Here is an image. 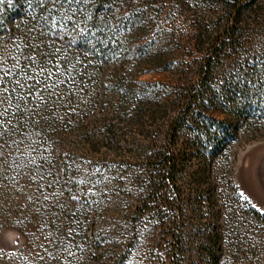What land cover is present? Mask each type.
<instances>
[{
  "label": "rangeland",
  "instance_id": "1",
  "mask_svg": "<svg viewBox=\"0 0 264 264\" xmlns=\"http://www.w3.org/2000/svg\"><path fill=\"white\" fill-rule=\"evenodd\" d=\"M263 154L264 0H0V264H264Z\"/></svg>",
  "mask_w": 264,
  "mask_h": 264
},
{
  "label": "water",
  "instance_id": "2",
  "mask_svg": "<svg viewBox=\"0 0 264 264\" xmlns=\"http://www.w3.org/2000/svg\"><path fill=\"white\" fill-rule=\"evenodd\" d=\"M257 174L260 175V182L264 188V179H262V177H264V154L262 155L259 164H258V170H257Z\"/></svg>",
  "mask_w": 264,
  "mask_h": 264
},
{
  "label": "crops",
  "instance_id": "3",
  "mask_svg": "<svg viewBox=\"0 0 264 264\" xmlns=\"http://www.w3.org/2000/svg\"><path fill=\"white\" fill-rule=\"evenodd\" d=\"M259 176H260V175H258L257 173L255 174V181H256L258 187L261 189L263 186H262V184H261V182H260V178H259ZM262 179H264V177H262ZM262 189H263V188H262ZM262 189H261V190H262ZM262 192L264 193V190H263Z\"/></svg>",
  "mask_w": 264,
  "mask_h": 264
},
{
  "label": "trees",
  "instance_id": "4",
  "mask_svg": "<svg viewBox=\"0 0 264 264\" xmlns=\"http://www.w3.org/2000/svg\"><path fill=\"white\" fill-rule=\"evenodd\" d=\"M4 16H5V21H6L7 19H9V14H8V15L5 14V15H3L2 17H4ZM214 260L216 261L217 258L215 257Z\"/></svg>",
  "mask_w": 264,
  "mask_h": 264
},
{
  "label": "snow or ice",
  "instance_id": "5",
  "mask_svg": "<svg viewBox=\"0 0 264 264\" xmlns=\"http://www.w3.org/2000/svg\"><path fill=\"white\" fill-rule=\"evenodd\" d=\"M41 71H43V69H41Z\"/></svg>",
  "mask_w": 264,
  "mask_h": 264
}]
</instances>
